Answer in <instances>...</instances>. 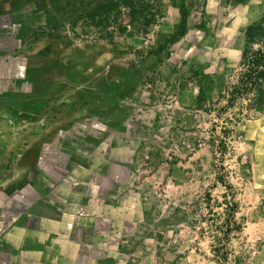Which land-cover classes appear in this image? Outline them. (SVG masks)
Here are the masks:
<instances>
[{
    "label": "rangeland",
    "instance_id": "rangeland-1",
    "mask_svg": "<svg viewBox=\"0 0 264 264\" xmlns=\"http://www.w3.org/2000/svg\"><path fill=\"white\" fill-rule=\"evenodd\" d=\"M74 1L0 0V183L35 158L83 205L60 264H264V80L237 89L264 0H185L172 44L182 0Z\"/></svg>",
    "mask_w": 264,
    "mask_h": 264
},
{
    "label": "crops",
    "instance_id": "crops-1",
    "mask_svg": "<svg viewBox=\"0 0 264 264\" xmlns=\"http://www.w3.org/2000/svg\"><path fill=\"white\" fill-rule=\"evenodd\" d=\"M13 126L21 127L19 122L12 125V130L17 131ZM0 137L2 160L4 136ZM19 141L20 135L11 134L9 146ZM34 160H28L25 171H16L11 184L0 183V264H53V260L60 264L59 254L66 251L62 224L71 221L75 227L82 225L78 223L82 217L76 211H81L83 205L63 202L58 187L53 189L51 185L50 167L41 163L40 170ZM53 194L57 196L55 202Z\"/></svg>",
    "mask_w": 264,
    "mask_h": 264
},
{
    "label": "trees",
    "instance_id": "trees-1",
    "mask_svg": "<svg viewBox=\"0 0 264 264\" xmlns=\"http://www.w3.org/2000/svg\"><path fill=\"white\" fill-rule=\"evenodd\" d=\"M126 3V2H124ZM81 6L80 0L69 3L70 13H77ZM122 6L119 0H110L105 4H98L90 11V16L95 18L100 16V24H103L112 16V12ZM126 7V4H125ZM190 16L186 1L182 0L180 6V23L168 41L170 44L179 41L188 31V19ZM97 25V24H96ZM98 26V25H97ZM259 46L258 49L255 47ZM163 48H160V51ZM242 71L239 77L238 92L244 97H248L256 87L264 80V19L255 23L246 30V47L241 63Z\"/></svg>",
    "mask_w": 264,
    "mask_h": 264
}]
</instances>
